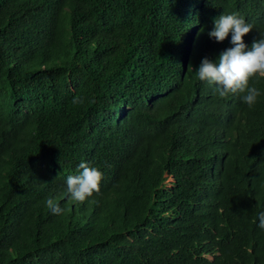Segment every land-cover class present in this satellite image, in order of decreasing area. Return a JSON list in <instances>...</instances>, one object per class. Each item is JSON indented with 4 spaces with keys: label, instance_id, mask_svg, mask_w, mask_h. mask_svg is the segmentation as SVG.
I'll use <instances>...</instances> for the list:
<instances>
[{
    "label": "trees",
    "instance_id": "trees-1",
    "mask_svg": "<svg viewBox=\"0 0 264 264\" xmlns=\"http://www.w3.org/2000/svg\"><path fill=\"white\" fill-rule=\"evenodd\" d=\"M261 2L0 0V264H264V101L196 71L232 47L220 15L264 38Z\"/></svg>",
    "mask_w": 264,
    "mask_h": 264
},
{
    "label": "clouds",
    "instance_id": "clouds-1",
    "mask_svg": "<svg viewBox=\"0 0 264 264\" xmlns=\"http://www.w3.org/2000/svg\"><path fill=\"white\" fill-rule=\"evenodd\" d=\"M261 3L264 7V3ZM252 28L253 25L246 23L236 13L220 15L215 19L213 30L208 35L217 42H222L231 34L232 47L223 51L216 62L204 58L196 70L200 81L219 86L217 90L220 97L232 98L241 110L242 105L251 108L256 102L264 101V93L258 99L259 90L249 85L254 77L264 78V38L254 41L250 49L243 41V37ZM215 142L231 149L233 147L229 138H220ZM79 169L82 171L78 176L67 177L66 194L72 201L83 203L94 194H99L103 174L85 162L79 164ZM46 207L55 215L63 211L59 202L53 198L46 200ZM258 221V227L264 230V212L258 214Z\"/></svg>",
    "mask_w": 264,
    "mask_h": 264
}]
</instances>
